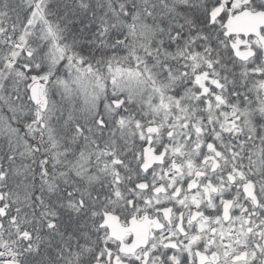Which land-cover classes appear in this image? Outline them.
<instances>
[{
  "label": "snow or ice",
  "instance_id": "snow-or-ice-1",
  "mask_svg": "<svg viewBox=\"0 0 264 264\" xmlns=\"http://www.w3.org/2000/svg\"><path fill=\"white\" fill-rule=\"evenodd\" d=\"M0 264H264V0H0Z\"/></svg>",
  "mask_w": 264,
  "mask_h": 264
}]
</instances>
